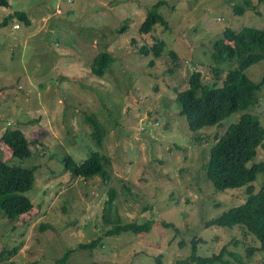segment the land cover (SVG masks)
I'll return each instance as SVG.
<instances>
[{
	"label": "rangeland",
	"instance_id": "1",
	"mask_svg": "<svg viewBox=\"0 0 264 264\" xmlns=\"http://www.w3.org/2000/svg\"><path fill=\"white\" fill-rule=\"evenodd\" d=\"M9 1L0 6V157L36 171L26 193L32 210L15 222L0 214V253L19 248L0 264H58L70 249L67 264H193L186 261L196 238L205 240L198 243L199 255L225 247L231 264H264L260 242L243 226L205 225L248 196L245 186L218 191L205 165L211 147L243 114L257 116L264 127V85L256 106L196 133L176 100L194 72L209 87L222 85L233 65L214 60L213 44L227 27H264V1L252 0L256 9L242 15L234 10L242 0ZM160 1L170 28L158 24L141 33L148 8ZM16 11L31 23L12 17L4 25ZM157 37L167 49L151 66L153 55L139 49ZM105 51L115 61L102 78L91 66ZM246 74L262 83L264 59ZM88 117L105 129L102 146ZM8 128L24 132L30 157H12L1 143ZM92 151L112 159L108 180L65 172L67 154L80 162ZM260 161L264 147L249 165ZM263 184L259 174L255 191ZM112 188L123 223L148 221L149 232L106 234L113 227L105 218ZM95 239L100 242L92 249L78 247Z\"/></svg>",
	"mask_w": 264,
	"mask_h": 264
},
{
	"label": "trees",
	"instance_id": "2",
	"mask_svg": "<svg viewBox=\"0 0 264 264\" xmlns=\"http://www.w3.org/2000/svg\"><path fill=\"white\" fill-rule=\"evenodd\" d=\"M263 1L259 0V2ZM163 3L164 1H160L148 8L147 16L139 28L141 33H151L158 24L165 26L166 29L170 28V22L160 11ZM0 6L9 7L10 1L0 0ZM251 9H256L252 0H242L234 5L235 12L241 15ZM12 17H18L25 24L31 23L25 12L16 11L5 18L4 25ZM124 31L126 26L122 28V32ZM166 49V41L157 37L152 45H142L139 52L145 56L153 55L154 58L149 61L153 66L156 65V58L162 57ZM171 54L175 59L178 58L176 51L172 50ZM212 56L219 65H233L229 68L222 85L209 87L203 83L202 74L194 72L190 77V87L177 93L176 100L181 107V115L187 117L190 130L194 133L207 127L221 126L233 114L247 111L257 105L264 79L262 83H256L247 76L246 72L249 67L264 59V27L242 26L240 29L227 27L223 35L214 42ZM114 61L115 58L110 52L100 53L92 63V73L95 76L106 77ZM87 121L93 126L94 140L97 145L102 146L106 136L104 127L95 117H88ZM1 143L10 149L12 157L24 159L33 154L31 144L21 129L8 128L1 137ZM261 147H264V127L253 114H243L239 121L231 124L211 147L205 171L214 187L218 191H224L245 186L248 196L243 203L231 207L218 217L207 220L205 225L228 228L243 226L256 236L260 242V250L264 252V184L257 192L253 185L258 175L264 174V161L249 165L257 157ZM111 161L112 159L101 151H92L80 162L67 154L63 158V165L65 172L72 177L102 176L108 180ZM35 171L34 168L27 169L13 165L8 159L0 157V214L11 222H15L34 207L26 193L34 185ZM110 194L105 218L113 227L107 230L108 236L120 235L123 232L139 234L150 231L151 226L148 221L123 223L122 215L114 202L116 190L112 188ZM163 224L177 228L174 223L163 221ZM203 241L205 240L202 238L193 239V253L186 262L231 264L224 258L225 247L219 253L199 255L198 243ZM98 242L100 240L95 239L81 243L78 247L92 249ZM18 249L15 247L8 252L3 250L0 253V263L9 260ZM73 251V249L67 250L57 263L67 264Z\"/></svg>",
	"mask_w": 264,
	"mask_h": 264
},
{
	"label": "built area",
	"instance_id": "3",
	"mask_svg": "<svg viewBox=\"0 0 264 264\" xmlns=\"http://www.w3.org/2000/svg\"><path fill=\"white\" fill-rule=\"evenodd\" d=\"M20 27H21L20 24H15V25H14V28H16V29H19Z\"/></svg>",
	"mask_w": 264,
	"mask_h": 264
}]
</instances>
